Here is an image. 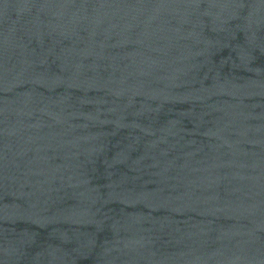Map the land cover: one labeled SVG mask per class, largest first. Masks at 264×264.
Returning a JSON list of instances; mask_svg holds the SVG:
<instances>
[{"label":"water","instance_id":"1","mask_svg":"<svg viewBox=\"0 0 264 264\" xmlns=\"http://www.w3.org/2000/svg\"><path fill=\"white\" fill-rule=\"evenodd\" d=\"M0 264H264V0H0Z\"/></svg>","mask_w":264,"mask_h":264}]
</instances>
